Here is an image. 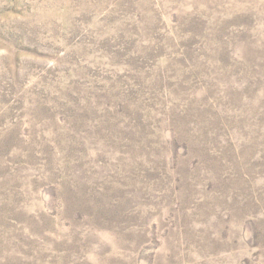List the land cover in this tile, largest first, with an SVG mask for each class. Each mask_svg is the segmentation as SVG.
<instances>
[{
    "label": "rangeland",
    "instance_id": "1",
    "mask_svg": "<svg viewBox=\"0 0 264 264\" xmlns=\"http://www.w3.org/2000/svg\"><path fill=\"white\" fill-rule=\"evenodd\" d=\"M0 264H264V0H0Z\"/></svg>",
    "mask_w": 264,
    "mask_h": 264
}]
</instances>
